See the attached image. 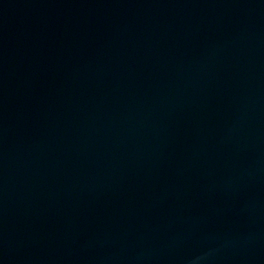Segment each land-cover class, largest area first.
I'll list each match as a JSON object with an SVG mask.
<instances>
[{"label": "water", "instance_id": "obj_1", "mask_svg": "<svg viewBox=\"0 0 264 264\" xmlns=\"http://www.w3.org/2000/svg\"><path fill=\"white\" fill-rule=\"evenodd\" d=\"M0 264H264V0H0Z\"/></svg>", "mask_w": 264, "mask_h": 264}]
</instances>
